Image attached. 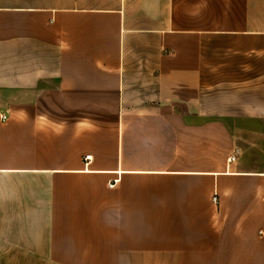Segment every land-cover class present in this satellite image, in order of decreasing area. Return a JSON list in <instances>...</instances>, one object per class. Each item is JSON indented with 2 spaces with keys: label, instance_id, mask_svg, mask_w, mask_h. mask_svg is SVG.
I'll list each match as a JSON object with an SVG mask.
<instances>
[{
  "label": "crops",
  "instance_id": "0c3cea01",
  "mask_svg": "<svg viewBox=\"0 0 264 264\" xmlns=\"http://www.w3.org/2000/svg\"><path fill=\"white\" fill-rule=\"evenodd\" d=\"M261 232L264 0H0V264H264Z\"/></svg>",
  "mask_w": 264,
  "mask_h": 264
},
{
  "label": "built area",
  "instance_id": "2783aa9c",
  "mask_svg": "<svg viewBox=\"0 0 264 264\" xmlns=\"http://www.w3.org/2000/svg\"><path fill=\"white\" fill-rule=\"evenodd\" d=\"M3 121L7 120V117L2 118ZM85 160L88 162L91 160V156H86ZM236 160V157L234 155L230 156L229 162L232 163ZM116 181L112 183V185H109V188H113L116 185ZM261 235H264V232H261Z\"/></svg>",
  "mask_w": 264,
  "mask_h": 264
}]
</instances>
